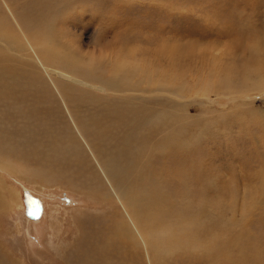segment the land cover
<instances>
[{
    "label": "rangeland",
    "instance_id": "1",
    "mask_svg": "<svg viewBox=\"0 0 264 264\" xmlns=\"http://www.w3.org/2000/svg\"><path fill=\"white\" fill-rule=\"evenodd\" d=\"M42 1L0 0L4 35L20 52L12 55L3 38L0 50L39 75L51 110L45 121L31 111L16 116L18 104L0 102V161L15 164L14 171L0 167V264H264V0H115L105 36L99 26L106 14L95 25L68 23L62 42L81 50L80 61L107 56L100 44L126 40L135 63L159 62L171 75L173 92L158 82L131 92L133 103L152 112L153 130L132 116L126 125L108 117L105 132L100 112L66 104L36 61ZM88 90L99 105L125 97ZM128 127L133 137L151 133L158 142L144 154L148 168L129 175L141 194L134 206L115 192L128 175L126 144L116 137ZM172 155L177 162L167 159ZM57 169L63 174L49 177Z\"/></svg>",
    "mask_w": 264,
    "mask_h": 264
},
{
    "label": "bare ground",
    "instance_id": "2",
    "mask_svg": "<svg viewBox=\"0 0 264 264\" xmlns=\"http://www.w3.org/2000/svg\"><path fill=\"white\" fill-rule=\"evenodd\" d=\"M70 1L71 0H43L41 2L39 11L36 12L38 15H40V18L37 21V23L41 27V29L39 27L37 31L39 33L38 34L39 39L37 40L35 36L34 40L32 41L33 45L30 43L32 46L36 47L37 50L39 51V54L43 56L44 60H41L42 57H40L41 56L40 55L39 58L36 59L37 63H39L42 66L46 65L44 67L45 70H47V72L51 74L52 83L54 84L55 89H57L59 94L63 97L66 104L68 103L70 105V102L71 103L76 102L77 103L76 105H84V104L91 105L94 108H96L97 112H100V115L96 116L97 117L96 122L100 125L101 132L107 131L110 125V123L104 126L102 125L104 122H109L108 117H112V121L114 123H118V122L121 123V121H124V125H126L127 123L130 124V121L132 120V116L133 117L136 116L137 120L136 119L135 120L137 121L136 124L137 126L142 125L145 127L146 130L148 129L153 130V128L148 126V122H147L148 116L152 112L148 113L149 108L143 103L141 104L133 103L131 92L134 89H141L143 85L151 86L148 85L151 82L152 83L158 82L162 85L164 89L173 92L174 86L171 83V78H169L171 75L167 77L161 70H159V62H154L151 60V63L149 65L144 64L147 63V61L144 62L142 65H140L138 63V59L135 58L136 59V63H135L133 61L132 55H130L131 54L130 50H128L127 47L128 42L126 40L125 43L121 45L114 43H105L102 45L100 44L101 47L98 51H102V50H105L106 52L109 51V54L107 56L98 57L95 60L89 59V60L80 61L79 56L81 50L76 46H70L69 43L66 44V42H62L63 38L67 36V32H66L67 24L73 23L74 25L81 24L82 26H85L86 24L92 25L91 24L92 21L95 25V21L98 23V21L101 20L100 18L104 14H106L108 17L106 24H104L103 27L99 26V29L102 31L103 35L105 36V34L113 30L114 22L112 20V12L114 13V9L117 6L116 5L117 2L115 0H94V1L78 0L76 2H70ZM63 11H67L65 13L66 15L65 14L63 15ZM78 16L81 17L79 18ZM5 17H6L5 14L0 15V40H2L1 38H3L4 40L2 41H5L6 43L5 47L10 51L12 55L17 56L20 50L17 51L14 48L13 45L14 41H12L11 35L10 34L4 35L3 27H5L4 22H6ZM19 17L20 19L23 20L25 19L23 15L21 16L19 15ZM77 20H79L78 23L76 22ZM99 23H101V21ZM7 25L9 26V24ZM60 25L64 26V29L57 31V27ZM108 37L111 36H106L105 39H107ZM16 42L19 43L16 40L14 44H16ZM149 42H151V38ZM45 45H48V48H46ZM117 46L121 47V50H118ZM1 47H3V45ZM5 53L6 52L0 50V102L6 106L12 104H18L17 109L14 111L16 116H21L24 113L31 111L32 113L40 115L41 119H44L46 121L48 118L49 120V118H51L50 117L51 110L49 108V104H47V102H49V100H47L48 95L46 91L43 89V86L40 85L39 82L37 81L39 75L36 74L33 68H31L30 66H27L20 62L18 63L13 62L10 59V57H8ZM116 53L119 54L117 59L114 58ZM23 57L25 58V55L22 56V58ZM50 63L55 64L60 69V71L56 69L54 66H50L49 65ZM32 72L35 77L32 75ZM154 73L155 74L157 73L156 76H154ZM8 77H13L16 80L14 82L12 81L8 82L7 81ZM64 80H67L68 83L65 82ZM23 83H27L28 87L24 88ZM83 84H88L94 88L103 89L104 91H107L109 93L111 92L110 94L112 93L113 94L116 93L119 95L124 94L125 97H123L121 102L118 103L99 105L97 104V102L99 101L100 97L96 96L94 92L88 90V87L90 86L88 85L84 86ZM46 89L50 90L49 88ZM27 102L31 104V107H28L26 105ZM72 105L73 107L74 106L77 107L74 103H72ZM105 126H107L106 129L104 128ZM135 130H136V126L133 128V131ZM125 132L126 133L122 138H120V136L116 138L121 142H123L124 145L126 144L125 146L126 149L125 148L122 149L121 153L123 154V156H125L127 160L125 174L128 175H125L124 176L125 179H122V181L117 184L116 187L117 189H115V192L122 191L123 197L128 204L132 205V203H135L137 201V204L140 205V203L142 202V201L138 202V200H140L139 197L140 193L138 192L137 189L134 192L131 190L130 186L132 184H131V177L129 175H133L134 172L138 170L140 171L146 170L144 169V167L150 162H152V159L148 161L144 154H146L147 152V147H150V145L152 144L157 146L158 142L156 141V139L155 141H153L154 135L151 133L150 135H148V133L144 132L143 134L135 138L131 133L132 129H129V127L128 130ZM48 137L51 138L50 141H55L53 142L54 145H56L57 143H61L58 137H55L50 133L47 134V138ZM135 139L139 140L138 145H134ZM50 145L53 146L52 143ZM164 147H165V142H159V150H162V148ZM39 152L41 151L39 150ZM141 156H144V159L143 157L141 158ZM107 159L109 158L107 157ZM167 159L172 163L177 162L175 155L168 156ZM138 162L139 165L138 167H136ZM2 163L3 162L0 161L1 168L6 167L14 171L15 164L11 162L10 165L8 164L4 165ZM148 171L149 174H152L151 169ZM62 174L63 171L57 169L49 177L54 179ZM152 179L154 178H151L150 175L147 176V181L149 180L151 181ZM186 181L187 179L185 178L184 182ZM128 191L130 193H128ZM154 208L157 207L155 206ZM127 210H129V208ZM148 211L149 209L147 208H143V211H141L143 212V218H142L143 220H145V212ZM141 212L139 214L140 218L142 216ZM154 222L155 221H153L152 224H154ZM172 226L173 225H171V227ZM168 231H170V229ZM216 253H218V251H216ZM209 257L214 258L216 257V254L212 252L211 254H209Z\"/></svg>",
    "mask_w": 264,
    "mask_h": 264
}]
</instances>
